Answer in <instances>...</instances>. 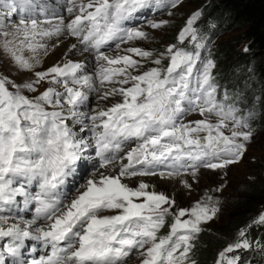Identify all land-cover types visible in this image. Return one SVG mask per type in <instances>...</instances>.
Returning a JSON list of instances; mask_svg holds the SVG:
<instances>
[{"label":"snow or ice","instance_id":"snow-or-ice-1","mask_svg":"<svg viewBox=\"0 0 264 264\" xmlns=\"http://www.w3.org/2000/svg\"><path fill=\"white\" fill-rule=\"evenodd\" d=\"M181 3L0 0V55L32 73L22 83L0 73V264H198L199 236L222 210L225 185L188 208L143 178L191 191L187 177L202 168L226 175L253 142L264 89L253 90L251 68L239 86L217 81L210 37L196 26L202 10L164 50L133 46L151 40L145 26L170 23L150 17L172 16ZM70 37L67 52L90 54L91 70L67 52L37 70ZM254 225L264 226V214L237 230L215 264H264ZM241 250L255 256L242 260Z\"/></svg>","mask_w":264,"mask_h":264},{"label":"trees","instance_id":"trees-1","mask_svg":"<svg viewBox=\"0 0 264 264\" xmlns=\"http://www.w3.org/2000/svg\"><path fill=\"white\" fill-rule=\"evenodd\" d=\"M200 4L203 14L196 26L210 37L209 47L213 40H219L222 35L238 32L237 40H226L211 47L212 58L215 62L218 61L221 67L213 71L217 81L223 80L225 84H231L237 76V69H242L241 72L245 71L247 75L248 69L251 68V75L258 85L255 89H264V0H202ZM177 32L171 33L163 42L177 43ZM242 41L246 42L249 51L237 49ZM164 63L167 64V61ZM151 66V63L145 64V68ZM253 123L264 132V114ZM262 166L263 179L245 184L235 198L224 199V204L228 207L223 208V221L204 225L205 231L199 236L195 254L198 264H215L219 251L234 239L237 230L262 214L259 207L262 201L264 202V164ZM167 231L166 225L162 233ZM250 236L264 237V226L254 225L250 229ZM240 255L242 260L248 259L250 255L255 256L254 253L243 250Z\"/></svg>","mask_w":264,"mask_h":264},{"label":"rangeland","instance_id":"rangeland-1","mask_svg":"<svg viewBox=\"0 0 264 264\" xmlns=\"http://www.w3.org/2000/svg\"><path fill=\"white\" fill-rule=\"evenodd\" d=\"M200 2L202 0H182V3L176 8L172 9L173 12L172 16L167 15V10H162L155 13L154 16L150 18H154L156 20L166 19L169 20L170 23L160 29H151L147 26L144 27V30L147 31L151 37L149 41H136L134 42L133 46L143 47L145 49H156L158 51H162L166 48L169 43H164V39L166 37H170L171 33L174 31H179L185 25L186 20L197 10H200ZM238 35L237 31L228 32L221 36L219 40H213L211 43V47H215L218 44L224 43L226 40H237L236 37ZM114 46V42L113 45ZM129 45H123V47H128ZM210 47V48H211ZM246 47V42L242 41L238 45L237 49L243 50ZM139 59L138 57H134ZM147 64V63H146ZM47 66V64H46ZM46 66L37 69L43 70L47 69ZM221 67L219 66V62L216 61V67L213 70L214 72L219 70ZM239 68V67H237ZM237 76L234 79V82L231 84H225L223 80L219 83L222 86H227L232 88L234 86H239L241 83L249 76V73L246 75L245 71L242 69H237ZM245 70V69H244ZM0 73L8 75L10 78L15 80L17 83H22L23 81L32 77L27 72H21L12 64L11 60L8 58L3 57L0 55ZM27 73V74H26ZM219 80V79H218ZM255 78L251 75V82L253 90L259 91V89H255L257 87L254 86L253 82ZM48 87V84L42 82L39 86V90L43 91L45 88ZM28 94V93H26ZM32 95V94H30ZM251 91L248 93L249 103H251ZM119 99V97H117ZM94 104V103H93ZM201 117L198 114H193L192 116L188 117V119L195 120L200 119ZM256 134L253 138V142L248 145L247 152L241 162L231 165L226 169V175L221 170H209V169H200L199 173L197 174V178L194 180L191 177H187L189 182L192 184L191 191L186 190L178 181L177 184L173 182H166L165 179H160L159 183L156 186L157 191H164L167 194L173 195L177 201V204L181 207H188L190 208L193 204L200 200L203 193L206 190L213 189L219 185H225L223 191L221 193H217L219 195L222 204H221V211L218 214L217 218L213 219L212 221L208 222L206 225L216 224L223 221L225 217V213L223 208L228 207L224 203V199L226 197H233L235 198L236 195L239 193V190L247 183L251 181H258L263 179V164H264V132L260 128H256ZM161 181V182H160ZM262 214H264V202L259 205ZM133 264H138V261L133 260Z\"/></svg>","mask_w":264,"mask_h":264},{"label":"bare ground","instance_id":"bare-ground-1","mask_svg":"<svg viewBox=\"0 0 264 264\" xmlns=\"http://www.w3.org/2000/svg\"><path fill=\"white\" fill-rule=\"evenodd\" d=\"M61 40L63 41L62 43H60L57 47H55L52 51L49 52V54L44 58L43 60V65L42 67L46 66V68L52 66L54 63L61 61L64 58L65 53L67 52V48L71 43H76L75 38H68L67 40H64L63 38H61ZM50 43H55V41H51ZM125 46V45H124ZM27 55V53H25ZM85 57H87V64L89 66V70H91V66L94 64L93 59L91 58L90 54L85 53L84 56H80L79 53H76L75 55H73L72 52H67V58L69 59H74V60H81L84 59ZM27 74V73H26ZM29 75H31L29 73ZM115 99L118 100V98L116 97ZM111 102V98L109 102H104L101 101L100 103L102 105L106 104V103H110ZM92 106H95V104H93ZM146 182L154 184L155 187L157 186V184L159 183L158 177H145L143 178ZM166 182H173L175 184H177V181L175 180H165ZM161 182V181H160ZM131 186H136L135 185V178L131 183Z\"/></svg>","mask_w":264,"mask_h":264}]
</instances>
